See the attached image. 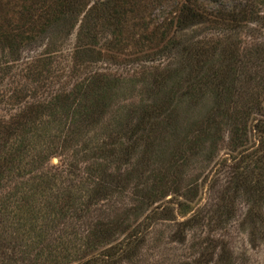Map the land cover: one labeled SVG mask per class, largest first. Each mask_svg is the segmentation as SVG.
<instances>
[{"label":"trees","instance_id":"1","mask_svg":"<svg viewBox=\"0 0 264 264\" xmlns=\"http://www.w3.org/2000/svg\"><path fill=\"white\" fill-rule=\"evenodd\" d=\"M211 1L0 0V87L22 83L0 116V264L130 261L165 199L189 212L213 170L216 214L195 212L172 236L224 229L242 202L264 241V0ZM42 129L50 144L33 153ZM59 169L71 179L56 188ZM195 247L179 264H232L223 240Z\"/></svg>","mask_w":264,"mask_h":264},{"label":"rangeland","instance_id":"2","mask_svg":"<svg viewBox=\"0 0 264 264\" xmlns=\"http://www.w3.org/2000/svg\"><path fill=\"white\" fill-rule=\"evenodd\" d=\"M232 1L233 0H212L211 2L214 3V5H222L224 3H232ZM73 40L74 37H72L70 41H68V43L65 45V47H63V49L67 50L68 48H70L71 42ZM47 49H49L47 44L39 46V48L35 51L37 52L36 55L43 54V52ZM65 51L59 56H64ZM21 66L22 65L19 63L13 64V68L11 71L15 76L19 75ZM6 78L5 81L2 82L3 86L0 87V116H9L11 113L7 112L10 107L7 106V93L9 89L20 88V86L22 85L21 82H16L14 77L10 78L9 80ZM184 122L188 126L187 117ZM104 125L105 123L103 122L99 125L97 130V132L99 133L98 137L100 138L104 137L105 135L104 130L106 127H104ZM46 134L47 130L42 129V131H38L37 136L40 138L37 139L36 143L32 144L33 153L41 151V143H43V146L49 143L50 140L48 138V135L45 136ZM227 154L228 153L223 151L221 153L222 158H227ZM57 164V158H52V160L46 164V168L42 170L47 169L48 173L52 174L57 170ZM59 170H62L64 172L63 177L58 176V180L55 183L56 188H61L62 184H65L68 179H71V176L68 177L67 171H65L64 169ZM213 172L214 170L208 174L205 172L204 175L206 176L200 179L199 195L197 200L190 204L191 210L189 212L186 208L185 211H182V206H180L179 203L183 199H181L180 197L170 195L165 199L169 202H167L165 206L159 208V212H157L159 213L158 216L161 218V220L154 223L151 229H149L145 244L139 252V255L133 258L132 260L124 262L122 264H179L187 258H192L193 255L194 257L197 256L199 254L198 247H195L197 240L199 242V240L203 241L207 238H218L224 241L228 251V256L231 257L230 261L232 264H264V241L257 239V242H252L251 228L244 218V215L247 212V205L242 202L238 206L236 218L231 221L228 226H225L224 229L218 230L213 227L209 229L202 227L201 229H199L198 227H195L193 228V230L188 231L185 239L180 241H176L175 238L172 236L171 233L175 230L176 227H178L177 224L182 223L195 212L203 213L204 211H206V213L216 214L220 198L219 195L222 190V184L216 183V185L212 188V183L210 184V179ZM11 188L12 186H5L3 189V193L9 192V189ZM17 196L21 198L23 194L19 193ZM2 201L5 202L6 199H2ZM30 201H33L39 210L41 209L40 197H33L32 199H30ZM116 203L117 206H119L120 208L121 206H124L126 204V200L123 199L122 201ZM164 207L169 208L171 212L167 211L165 213H160V211H162ZM104 210H106V207H104ZM42 213L43 212L41 211L40 214L43 215ZM28 216L32 218V215L30 213H28ZM38 217L40 218V215ZM163 217H168V219L170 220H163ZM43 218L45 220L44 216ZM39 222L42 226L40 227L41 230H44V232L47 233L48 230L46 228L44 229V221L40 219ZM62 225L68 228V230L65 232L67 233L70 229V226H67V224ZM12 230L16 233L23 231V229H20L15 225L13 226ZM59 233L60 235L65 234L61 233L60 229ZM53 236L55 238L58 237L57 234ZM22 238L24 239L25 243L26 237L24 234ZM50 259L53 261V258L50 257L47 252H45L41 255L39 262L41 264L48 263Z\"/></svg>","mask_w":264,"mask_h":264}]
</instances>
